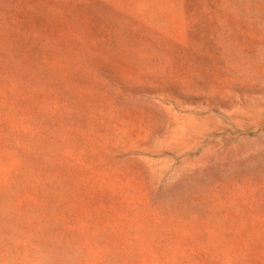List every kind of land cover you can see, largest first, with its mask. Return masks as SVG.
I'll return each instance as SVG.
<instances>
[{
  "label": "rangeland",
  "instance_id": "374dc122",
  "mask_svg": "<svg viewBox=\"0 0 264 264\" xmlns=\"http://www.w3.org/2000/svg\"><path fill=\"white\" fill-rule=\"evenodd\" d=\"M0 264H264V0H0Z\"/></svg>",
  "mask_w": 264,
  "mask_h": 264
}]
</instances>
